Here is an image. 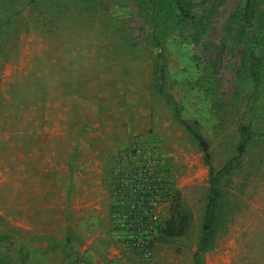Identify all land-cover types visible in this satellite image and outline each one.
Segmentation results:
<instances>
[{
  "label": "rangeland",
  "instance_id": "374dc122",
  "mask_svg": "<svg viewBox=\"0 0 264 264\" xmlns=\"http://www.w3.org/2000/svg\"><path fill=\"white\" fill-rule=\"evenodd\" d=\"M153 2L0 0V234L15 243L14 264L19 243L30 264H192L209 171L159 92L157 39L164 92L207 141L212 165L232 161L201 264H264V0L258 92L238 16L244 0ZM240 122L258 133L242 155ZM136 143L138 155L159 152L153 164L169 170L191 217L181 236L141 237L152 243L149 256L113 230L105 176ZM170 201L155 203V225H164Z\"/></svg>",
  "mask_w": 264,
  "mask_h": 264
},
{
  "label": "trees",
  "instance_id": "16d2710c",
  "mask_svg": "<svg viewBox=\"0 0 264 264\" xmlns=\"http://www.w3.org/2000/svg\"><path fill=\"white\" fill-rule=\"evenodd\" d=\"M35 0H25V5L32 4ZM259 0H244L243 7L238 16L241 28L247 32L249 36L248 43V61L249 75L253 90L258 92L262 85V59L256 49L257 31L256 22L260 12L258 9ZM153 6V0H150ZM23 7V6H22ZM14 8L9 10L12 13ZM10 16V14H9ZM151 16H154L152 12ZM153 31L157 29V23L152 20ZM1 26V24H0ZM158 58L160 64L156 70L159 74V92L166 96L172 103L175 117L186 128L193 138L197 141L200 149L204 153V162L208 166L209 171V195L201 225V233L197 245V249L193 254L192 264H201V255L212 244L214 239V226L216 221V211L218 200L221 196L219 189V181L222 175L228 173L232 167V161L229 160L224 166L216 169L211 162L208 151V143L202 134L192 125H190L183 117L174 100L164 92L165 85V57L163 55V44L157 39ZM239 144L237 152L242 155L248 145L253 141L258 133L251 127L250 124L240 122L238 124ZM141 151L138 143L130 149L129 152L119 153L115 156L114 163L106 171V177L109 179V185L112 186L111 192L115 200H112L110 205V217L113 230L120 237L131 241L133 238L150 237L154 239L157 235L164 238H172L183 235L189 228L191 217L184 208L181 200V194L171 188L169 182V170L165 167L154 165L155 159L158 158L159 152L152 153L151 151L144 155H138ZM146 156V159H139ZM158 161V160H156ZM161 191H169L170 194H162ZM171 196L169 205V217L164 222L163 226L155 225L151 222L148 227V211L147 204L157 202L162 196ZM149 207V206H148ZM15 244L11 237L7 234H0V264H14L10 255L9 247ZM152 246V243L150 242ZM16 264H30V250L23 243L16 245L15 249Z\"/></svg>",
  "mask_w": 264,
  "mask_h": 264
},
{
  "label": "built area",
  "instance_id": "2783aa9c",
  "mask_svg": "<svg viewBox=\"0 0 264 264\" xmlns=\"http://www.w3.org/2000/svg\"><path fill=\"white\" fill-rule=\"evenodd\" d=\"M147 206V211H148V227L151 226V222L154 223L156 216L154 214V210H155V202H151L149 204L146 205ZM149 206V207H148ZM154 220V221H153ZM142 236H139L138 238H133L131 239V243L133 244L132 246L135 248H141L143 250V252L149 256L151 255V245L149 243V241L144 240L141 238Z\"/></svg>",
  "mask_w": 264,
  "mask_h": 264
}]
</instances>
